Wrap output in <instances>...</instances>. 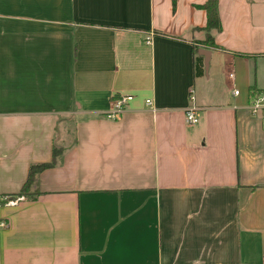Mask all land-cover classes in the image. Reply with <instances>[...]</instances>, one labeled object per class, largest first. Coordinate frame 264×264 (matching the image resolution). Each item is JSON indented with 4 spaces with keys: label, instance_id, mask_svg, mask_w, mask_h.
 I'll use <instances>...</instances> for the list:
<instances>
[{
    "label": "crops",
    "instance_id": "1",
    "mask_svg": "<svg viewBox=\"0 0 264 264\" xmlns=\"http://www.w3.org/2000/svg\"><path fill=\"white\" fill-rule=\"evenodd\" d=\"M205 1L0 0V196L61 149L0 264H264V0H217L195 54Z\"/></svg>",
    "mask_w": 264,
    "mask_h": 264
},
{
    "label": "trees",
    "instance_id": "2",
    "mask_svg": "<svg viewBox=\"0 0 264 264\" xmlns=\"http://www.w3.org/2000/svg\"><path fill=\"white\" fill-rule=\"evenodd\" d=\"M176 1L177 0H172L173 9L175 8ZM217 7H218L217 0H206L204 4L200 6V8L204 10L205 15H206V24H205V27L203 28L206 35L203 41L196 42V45L193 48V51L195 54H196V50L198 46H203L209 49L216 47L209 33L211 30H216V31L220 30V22L218 19ZM195 54H194V59H193L194 75L201 76L203 73L202 57L195 55ZM60 152H61L60 148L53 147L51 161L31 165L28 169L27 179L24 185L19 190V192L14 196H8V197L9 198L10 197H25L27 199H33L37 195H39L40 192L37 187V175L41 173L42 171L53 167L56 164V159L59 157ZM0 198H5V197L0 196Z\"/></svg>",
    "mask_w": 264,
    "mask_h": 264
},
{
    "label": "built area",
    "instance_id": "3",
    "mask_svg": "<svg viewBox=\"0 0 264 264\" xmlns=\"http://www.w3.org/2000/svg\"><path fill=\"white\" fill-rule=\"evenodd\" d=\"M152 35H153L152 33L147 35L146 42H149ZM228 77L230 79H232L233 74L229 73ZM233 94L237 95L238 92L236 90H234ZM129 100H131V96H124V97L115 98L112 101L111 112L107 113L105 115V117L108 119H114L115 117H117L122 112L125 104ZM148 103L149 102L147 101V104ZM249 110H250L251 114H253V115H258V114L261 115L262 124H263V128H264V90L262 92L256 93V94L251 96V99L249 101ZM185 118H186V122L189 124L196 122L194 114L191 111L186 112ZM22 199H23V197L0 198V204H4L6 206H15ZM0 225L5 226L4 223H0Z\"/></svg>",
    "mask_w": 264,
    "mask_h": 264
},
{
    "label": "water",
    "instance_id": "4",
    "mask_svg": "<svg viewBox=\"0 0 264 264\" xmlns=\"http://www.w3.org/2000/svg\"><path fill=\"white\" fill-rule=\"evenodd\" d=\"M198 54L203 56V64H204V70L205 72L207 71V67H208V61H209V56H210V52L209 50L206 49H200L198 50Z\"/></svg>",
    "mask_w": 264,
    "mask_h": 264
}]
</instances>
